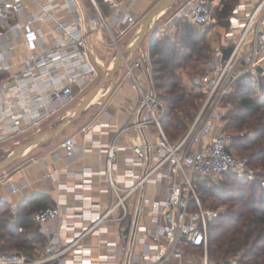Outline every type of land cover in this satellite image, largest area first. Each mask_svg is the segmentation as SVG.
<instances>
[{
  "label": "built area",
  "instance_id": "1",
  "mask_svg": "<svg viewBox=\"0 0 264 264\" xmlns=\"http://www.w3.org/2000/svg\"><path fill=\"white\" fill-rule=\"evenodd\" d=\"M134 1L0 0V150L7 142L21 143L19 136L42 132L91 90L101 71L111 70L117 53L141 27L143 15L133 10ZM243 9V4L235 6L223 43L206 71L193 77L202 104L177 142L163 124L169 107L156 90L150 54L140 48L141 55L123 57L121 68L138 100L133 120L104 146L105 168L99 175L108 202L83 194L93 185V173L83 171L78 176L80 219L63 200L35 211L32 218L48 236L43 252L31 257L0 250V264H242L238 255L210 257V222L216 211L205 205L196 182L248 170L247 159L235 154L234 134L225 129L223 113L224 100L241 77L250 75L257 86L264 80V0L244 15ZM214 12L212 0H185L157 19V34H174L189 20L211 36L219 25ZM107 46L113 51L106 67L100 53ZM230 46L225 58L223 51ZM124 135L131 137L133 167L119 173V151L128 148L120 143ZM61 147L72 157L76 138H66ZM8 180L0 176V187ZM11 190L16 188L11 185ZM69 228L73 234L63 239ZM91 236L97 238L96 253L87 243Z\"/></svg>",
  "mask_w": 264,
  "mask_h": 264
},
{
  "label": "trees",
  "instance_id": "2",
  "mask_svg": "<svg viewBox=\"0 0 264 264\" xmlns=\"http://www.w3.org/2000/svg\"><path fill=\"white\" fill-rule=\"evenodd\" d=\"M212 2L214 3V0ZM222 2V7L218 4L216 7L218 20L222 24H228L227 19L234 5L231 1ZM157 31L158 28L149 39L152 76L159 97L172 106L163 118V124L170 138L177 142L189 129L199 106L198 101L202 98L201 93L187 90L183 84V72L191 65H206L212 57L213 47L211 42L207 41V33L186 20L179 24L174 34H166L160 38ZM235 88L240 103L224 115L225 129L229 132L231 127L261 131V128H264V101L253 97L252 94L254 91L264 90V80L257 86L250 75H245L237 81ZM259 110L260 115L252 117V114H255L252 112ZM238 139L239 136L234 135V151ZM251 140L253 141L254 137ZM261 146L260 152H263L264 145ZM227 175L232 174H223L216 180L197 179V183L201 180L199 185L197 184L200 196L204 201L210 200L207 206L215 208L219 203H229L227 210L210 222V257L221 260L243 251L240 258L242 264H264V189L259 187L257 181H252L249 189L236 192L231 184L222 180ZM208 182H213V185H208ZM259 188L260 196L257 193ZM45 207L47 205L40 209ZM20 227H23L22 231ZM34 229L30 219L24 218L13 223L10 211L0 208L2 248L15 247L23 249L26 252L24 254L28 256H38V253L32 252L36 250L35 239L29 237Z\"/></svg>",
  "mask_w": 264,
  "mask_h": 264
},
{
  "label": "crops",
  "instance_id": "3",
  "mask_svg": "<svg viewBox=\"0 0 264 264\" xmlns=\"http://www.w3.org/2000/svg\"><path fill=\"white\" fill-rule=\"evenodd\" d=\"M158 1L135 0L133 10L143 15V12L151 9ZM257 1L237 0L232 11L236 5L243 4L245 9L241 11V14L244 15ZM179 2L181 0L176 1L174 4ZM218 5L219 7L223 6L222 0H218ZM169 10H166L162 17L169 16L165 15ZM230 15L227 19L228 24L219 22L218 30L213 33L218 35L213 48L223 43L226 29L229 26ZM141 48L142 51L146 52L143 47ZM133 56H137L136 51ZM120 70L113 89L108 92L109 89L106 88V94L100 100L98 99L96 102L91 103L68 130L55 135L50 140L33 146L21 157L23 159L18 164L0 173V176L6 177L7 180L10 178L0 187V208L3 210L7 208L10 211L11 222L13 223L24 218L33 222L35 229L34 232H30L29 237L33 240L35 239L36 250H38V245L42 244V249L37 251L38 256L41 255L46 247L48 236L32 218L33 213L40 210L43 205H56L63 200L70 206V213L73 214L74 219H80L78 213L80 212L82 200L78 197V193L82 192V190L78 186L81 180L78 176L83 171H91L93 173L91 176L92 188L83 191V194L95 201H100L103 205L108 202V192L105 190L106 183L103 181L102 176L99 175V171L105 168L106 155L104 146L114 138L119 128L133 120L138 100L137 90L126 77L125 70L123 68ZM88 92L65 108L61 112V117H56L50 126L47 125L51 128L45 126L42 132L52 129L58 123L69 119L70 113H74L76 108L86 99L85 96L90 94ZM74 104H77L76 108L73 107ZM34 136L31 135L30 138ZM71 136L76 138V152L72 157H69L61 147V143ZM27 138L26 140L30 139ZM130 138V135H124L120 139V143L127 145L128 148L119 151L117 164L119 173H125L133 167L130 162V158L133 156L129 147ZM9 143L4 144L7 156L18 145L12 144L9 146L11 147L9 152V147H7L10 145ZM11 185L16 188L15 191L11 190ZM71 186H75V188L72 189ZM56 226L60 229V224H56ZM73 231V228H69L65 233H62V238L65 239L67 235H72ZM110 237L112 238L113 235ZM96 242L97 238L95 236L87 239V243L92 246L93 253L98 251Z\"/></svg>",
  "mask_w": 264,
  "mask_h": 264
},
{
  "label": "rangeland",
  "instance_id": "4",
  "mask_svg": "<svg viewBox=\"0 0 264 264\" xmlns=\"http://www.w3.org/2000/svg\"><path fill=\"white\" fill-rule=\"evenodd\" d=\"M184 1L185 0H181V2H179L177 4H174L173 8H170V10L165 15L172 14L176 9H178L182 5V3ZM227 1H231L233 5H235V3H236V2H234L235 0H227ZM214 3H215L214 16L216 18V21L220 22L218 20V13L216 11V7H217V4H218V0H214ZM149 10L143 12V17L146 15V13ZM186 22L187 23H191L189 20H186ZM157 23L158 22L156 21V23L153 26V29H156L157 30L156 27L160 26V23H158V24ZM220 23H222V22H220ZM150 35L151 34H149L145 38V40H144V42L142 44V47L145 49V51H146V53L148 55H149V39H150ZM129 36H131V32L128 33V34H126V36L124 38H122L120 41L123 42V41L127 40L129 38ZM163 36H165V34H160L159 35L160 38H163ZM217 37H218V35L216 33L215 34H212V36H208L207 35V41L211 42L212 47H214V43H216ZM212 49H213V53H212V56H213V54L215 52V48H212ZM112 51H113L112 48H109L108 46L105 47V49H102L101 50L100 60L102 61V63H104V65L106 67L108 66V59L111 57ZM136 53H137V56L138 55H141L142 54L141 49H138L136 51ZM206 68H207V66L205 64H201L200 63V64L191 65V66H189L188 68H186L184 70V72H183V84H185V86H186V88H187V90L189 92H192V93H200V92H198V87H196V85L193 82V77L197 73H203V72H205L206 71ZM120 71L121 70H119V72ZM106 72H107V70L106 71H101V75H100L98 81L91 88V90L94 89L99 84V82L103 78V76L107 75ZM136 72L138 73L139 70L137 69ZM118 73H117V75H118ZM110 86L111 85H108V82H107L103 87L105 89L106 88L109 89ZM78 89L79 88H78L77 85H74L73 86L74 92H77ZM236 91H237V89L234 87L233 90L231 91V93L224 100V103H223V106H224L223 113H224V115H227L229 113V111H231L233 108H236L237 105H238V103H240V98L236 95ZM254 92L252 94L253 97H255V98L257 97L261 101L262 100L264 101V90H257V91H254ZM86 96H85V98H86ZM101 97L102 96H100L99 99ZM202 99L203 98H201L198 101L199 106H198V108L196 110L195 117L198 114V111H199L200 106L202 104ZM73 107L76 108L77 107V104L76 105L74 104ZM168 107H169V110L172 109V106L169 103H168ZM252 113H255V114H252L253 115L252 117H256V116L260 115L261 111L260 110L259 111H254ZM207 114H208V112H207ZM53 120H55V118ZM194 120H195V118L193 119V121ZM193 121L191 122V124L193 123ZM48 126H47V128H51V127H48ZM68 129H66V130H68ZM184 130H181V131L184 132ZM230 131H231V133H233L235 135V137L236 136H239L238 144H236V147H235V154L238 157L247 159V162H248L247 163L248 170L245 173L232 174V175L224 176L222 178V180H224L228 184H231L233 186V190H235L236 192H238L240 190L249 189L252 181H257V184L259 185V187H262L264 189V151L263 152H260V147H262L261 145H264V128H261V131H260V130H250L248 128H243L242 130H239V129H236V128L231 127L230 128ZM257 133H259V134L256 135ZM254 135H256V137ZM30 136L31 135H23V136H19V138L21 139V142H24V141H26V138L27 137L30 138ZM251 137L252 138L254 137V140L253 141L252 140L250 141V139H252ZM9 144L10 145H8V146L6 145V146L9 147L13 143H9ZM6 154H7V152L5 150H3V149L0 150V160H3L5 158V156L7 157ZM22 159L23 158H20V159L16 160L9 167L5 168L4 170H1L0 173L2 171H5V170L11 168L12 166L18 164ZM200 181L201 180H199L198 183L196 182V184L199 185ZM219 182L220 181H217V183H219ZM205 183H207V182H205ZM208 185H213V182H208ZM219 185H220V187L222 186L221 183ZM227 191H228V189H227ZM257 193H259V196H260V188L257 190ZM225 199H226V195H225ZM209 201L210 200H208V202L207 201H204V203H205L206 206H207L208 203H210ZM207 207H210V206H207ZM228 207H229V203H219V205L217 207H215V208L210 207L211 209H213V210L216 211V213H215V215H214V217L212 218L211 221H213L221 213L225 212ZM1 243L2 242L0 241V250H15V251H21L23 253H26L23 249H18V248H15V247L4 249V248L1 247ZM37 249L38 250L39 249L41 250L42 249V244L38 245ZM38 250H35L34 249V250H32V252L38 253L37 252ZM242 254H243V251H240V252L236 253L235 255H238L241 258Z\"/></svg>",
  "mask_w": 264,
  "mask_h": 264
},
{
  "label": "water",
  "instance_id": "5",
  "mask_svg": "<svg viewBox=\"0 0 264 264\" xmlns=\"http://www.w3.org/2000/svg\"><path fill=\"white\" fill-rule=\"evenodd\" d=\"M178 0H159L143 17L141 27L136 34V37L121 50L120 53H117L115 62L113 67L110 70V75L107 77L104 76L99 84L90 92V94L86 97V99L76 108L72 117L70 119H66L60 123H58L54 128L47 129L41 133L36 134L31 139H28L24 142L19 143L13 151L5 157L3 160H0V170H3L9 167L16 160L20 159L24 154H26L33 146L42 143L44 141L52 139L55 135H59L63 133L66 129L70 128L74 122L78 119V117L83 113V111L91 104L92 98L94 94L97 92L99 88L104 86L108 81L111 82V86L109 87L110 92L117 79V73L121 69L122 59L127 54H133L135 51L142 47V44L145 38L151 34H155L156 30L153 29L154 24L157 19L168 10V6H173V4ZM233 47L230 46L224 49V57H228L232 52Z\"/></svg>",
  "mask_w": 264,
  "mask_h": 264
},
{
  "label": "bare ground",
  "instance_id": "6",
  "mask_svg": "<svg viewBox=\"0 0 264 264\" xmlns=\"http://www.w3.org/2000/svg\"><path fill=\"white\" fill-rule=\"evenodd\" d=\"M174 5V4H173ZM172 7V5L171 6H168V8L167 9H170ZM109 72V73H108ZM107 72V75H106V77L108 76V75H110V69H109V71ZM108 85H111V82L110 81H108ZM106 89L102 86L101 88H99L98 90H97V92L94 94V96H93V98H92V101H91V103H94V102H96L98 99H99V97L100 96H104L105 94H106ZM104 92V93H103ZM103 93V94H102ZM100 100V99H99ZM72 115H73V112L72 113H70V115H69V119L72 117Z\"/></svg>",
  "mask_w": 264,
  "mask_h": 264
}]
</instances>
